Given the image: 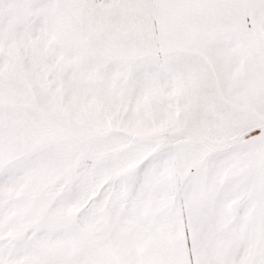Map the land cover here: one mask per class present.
Returning a JSON list of instances; mask_svg holds the SVG:
<instances>
[{
  "label": "snow or ice",
  "instance_id": "snow-or-ice-1",
  "mask_svg": "<svg viewBox=\"0 0 264 264\" xmlns=\"http://www.w3.org/2000/svg\"><path fill=\"white\" fill-rule=\"evenodd\" d=\"M0 264H264V0H0Z\"/></svg>",
  "mask_w": 264,
  "mask_h": 264
}]
</instances>
